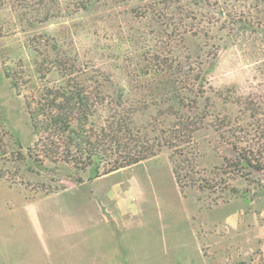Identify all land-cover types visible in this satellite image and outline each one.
<instances>
[{
    "label": "rangeland",
    "instance_id": "rangeland-1",
    "mask_svg": "<svg viewBox=\"0 0 264 264\" xmlns=\"http://www.w3.org/2000/svg\"><path fill=\"white\" fill-rule=\"evenodd\" d=\"M138 37L184 81L147 71ZM252 108L264 113V0H0V264H264V170L232 166ZM119 112L154 155L112 170ZM183 116L195 130L169 139ZM87 198L114 226L67 246L46 232Z\"/></svg>",
    "mask_w": 264,
    "mask_h": 264
},
{
    "label": "trees",
    "instance_id": "trees-1",
    "mask_svg": "<svg viewBox=\"0 0 264 264\" xmlns=\"http://www.w3.org/2000/svg\"><path fill=\"white\" fill-rule=\"evenodd\" d=\"M84 6H79L78 8H83ZM50 10H44L45 17L48 15ZM145 15V14H144ZM161 12H156L151 9L150 13L146 15L143 22L141 23L143 27L150 28L155 27L154 19L160 18ZM160 35V32H157ZM148 34V33H147ZM156 34H154L155 36ZM161 36V35H160ZM140 39V37H138ZM142 39V44L145 43L146 51H144L143 58L141 62L143 63V67L147 68V71H157L159 67L165 64V60L161 58V54L157 50H151V46L153 44H149V40L145 38ZM140 39V40H141ZM154 46V45H153ZM143 47V46H142ZM156 51V52H155ZM148 54V56H147ZM55 60H53V64L59 70H65L70 65L67 58H62V56L57 53L55 54ZM166 67L165 69L170 71L171 75H175V79L173 81L174 85H177L184 81H181L177 78L182 76L180 73L181 69H177V72L169 70L171 66H162ZM8 77L11 78L12 85L16 90H19V78L14 73H10L9 71L5 72ZM179 75V76H177ZM253 111L250 113V116L253 120V131L251 133L244 132V136L236 138V141L231 142L234 149L238 152L239 159L236 163L232 164L235 169H240L239 161L245 163L247 166L256 169V170H264V113L260 114L256 111V108H252ZM119 113H115L112 118V121L108 123V133L110 141L115 145L117 150V157L121 159V163L115 164L112 170L119 169L121 167H126L129 165L138 164L154 155V152L151 150L152 146H148L146 140H140L135 138L136 135L133 134V131L130 129V125L126 121L124 116H120ZM192 116H183L181 120L178 122L176 128L171 130L169 139L175 140L184 135L186 132L191 133L195 130L193 125L195 121L192 120ZM165 143L169 145L167 138H164ZM167 140V141H166ZM173 145V144H172ZM170 144V146H172ZM69 152L66 154V160H70ZM68 157V158H67ZM191 171V170H190ZM178 176V174H177ZM189 177V176H188ZM186 177L187 179H189ZM179 178V177H178ZM191 180V179H190ZM81 180H79L80 182Z\"/></svg>",
    "mask_w": 264,
    "mask_h": 264
},
{
    "label": "crops",
    "instance_id": "crops-1",
    "mask_svg": "<svg viewBox=\"0 0 264 264\" xmlns=\"http://www.w3.org/2000/svg\"><path fill=\"white\" fill-rule=\"evenodd\" d=\"M107 195H111V194H107ZM56 197H58L57 194L50 195L46 197L45 200H42L40 202L42 203L46 201L47 199H52L53 202L55 203L56 201L54 199ZM70 208L73 211L71 214L69 213ZM61 210H62L61 214L65 215L64 218L59 217L56 212H52L50 216H48L46 220L44 219L43 221H44L46 232L48 233V230H49L50 235L51 236L54 235L55 239L57 236L60 237L62 233H65L64 242L66 243V246L68 245L69 237H75L76 235L84 236L86 229L89 230L92 228H96L97 225L105 226V229H107L111 227L112 225V222L109 221L106 214L102 211L101 204L96 198H87L86 200L82 201L81 204L78 206L76 204L70 205L67 210H64V209H61ZM118 213H119L118 215L120 216V221L123 222L124 214L122 212H118ZM44 215H46V210H44ZM62 220L64 221V223L62 222ZM87 233L88 231L85 233V235ZM60 241L63 243V240L60 239ZM115 241L117 242L116 239ZM100 242L101 240L94 242V243H100ZM32 264H52V263L43 262V260H38V261H34ZM60 264H63V263H60ZM65 264H68V263H65Z\"/></svg>",
    "mask_w": 264,
    "mask_h": 264
}]
</instances>
